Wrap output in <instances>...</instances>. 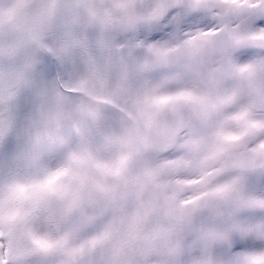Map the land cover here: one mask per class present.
Instances as JSON below:
<instances>
[{
	"label": "snow or ice",
	"instance_id": "obj_1",
	"mask_svg": "<svg viewBox=\"0 0 264 264\" xmlns=\"http://www.w3.org/2000/svg\"><path fill=\"white\" fill-rule=\"evenodd\" d=\"M28 3L19 0L9 11L18 35L0 43V55L43 47L45 28L61 13L57 0H42L28 17ZM174 6L214 12L222 26L182 49L150 47L154 59L139 70L205 52L218 54L219 66L190 86L169 74L127 97L106 93L98 103L120 114L110 134L82 137L67 150L57 141V157L28 173L0 170V264H264V0ZM169 7L164 0L150 18ZM124 14L134 19V7L124 6ZM5 33L0 19V42ZM19 79L0 73V103L16 99ZM87 116L97 125L104 118L99 109ZM191 120L211 131L206 154L195 162L201 176L185 180L179 173L192 162L169 153ZM7 139L0 124V147ZM192 185L198 194L186 196ZM205 214L221 223L197 230Z\"/></svg>",
	"mask_w": 264,
	"mask_h": 264
},
{
	"label": "clouds",
	"instance_id": "obj_2",
	"mask_svg": "<svg viewBox=\"0 0 264 264\" xmlns=\"http://www.w3.org/2000/svg\"><path fill=\"white\" fill-rule=\"evenodd\" d=\"M162 3L164 0H57L61 13L45 28L43 47L21 46L12 54L0 55V73L20 75L16 99L0 103V124L8 133L7 143L0 147V170L28 173L36 162L48 163L57 157L52 150L57 141L61 150H67L82 137L98 140L110 134L120 114L98 103V98H108L106 93L127 97L145 82L156 83L169 74H178L180 85L190 86L219 66L221 57L205 52L195 60L173 59L162 68L139 70L154 59L150 47L182 49L198 33L222 26L214 12L175 7L174 0H168L170 7L163 15L151 19L150 13ZM126 5L134 7V19L124 14ZM18 6L19 0H0V19L6 29L0 43L5 46L18 35L10 30L8 21L9 11ZM41 6L42 0H29L25 14L31 17ZM19 23L18 19L12 21ZM89 109L103 113L98 125L87 116ZM210 131L194 120L181 130L169 153L174 159L192 162L179 173L181 178L201 176L195 162L206 154ZM228 178L221 176L217 182ZM198 191L199 185H192L186 196ZM219 223L221 217L205 214L196 228ZM186 264L194 261L189 259Z\"/></svg>",
	"mask_w": 264,
	"mask_h": 264
}]
</instances>
